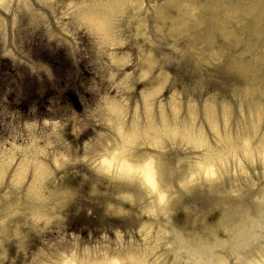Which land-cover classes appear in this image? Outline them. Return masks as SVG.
I'll use <instances>...</instances> for the list:
<instances>
[{"label":"rangeland","instance_id":"obj_1","mask_svg":"<svg viewBox=\"0 0 264 264\" xmlns=\"http://www.w3.org/2000/svg\"><path fill=\"white\" fill-rule=\"evenodd\" d=\"M95 1L0 0V200L15 198L17 208L9 219L19 215L6 233L0 231V264H73L74 252L107 248L112 253L103 251L94 259L131 264L133 248L143 246L147 260L177 264L170 259L182 257V250L152 237L153 221H147L144 233L142 208H107L119 204L116 178L90 171L89 159L102 152L105 141L118 138L121 119L124 126L134 115L140 122L148 113L157 121L160 111L169 119L175 115L189 120L193 130L202 127L210 141L212 133L230 132L236 117L248 114L249 121L264 123L263 105L247 109L244 97L231 92L224 80L200 84L199 72L186 56L159 46L165 39L148 18L150 25L143 30L151 40L142 37L136 11L143 14L146 0H125L112 13L109 33L85 13ZM208 100L215 124L207 119ZM166 139L183 142L179 135ZM179 146L177 168L182 170L193 153L183 143ZM161 150L167 154L170 149L162 143ZM37 160L48 168L46 174L37 173ZM237 161L249 177L250 169L241 158ZM250 162L264 169V155L256 154ZM255 176L251 179L257 184ZM63 180H85L96 190L90 199H57L43 206L48 187Z\"/></svg>","mask_w":264,"mask_h":264},{"label":"bare ground","instance_id":"obj_2","mask_svg":"<svg viewBox=\"0 0 264 264\" xmlns=\"http://www.w3.org/2000/svg\"><path fill=\"white\" fill-rule=\"evenodd\" d=\"M124 4L125 0H96L85 13L109 33L112 13ZM141 10L143 14L136 11V15L141 18L144 39L151 40L143 30L146 23L150 25L145 22L148 18L165 39L159 46L173 47L178 56H186L199 72L200 84L209 87L210 80L222 79L231 92L244 97L247 109L263 105L264 112V0H146ZM210 100L205 103L207 119L215 124ZM189 110L191 114L195 111L192 105ZM160 117L157 121L148 113L140 122L134 115L132 123L124 126L121 119L118 138L103 141L102 152L89 159L91 170L111 173L119 183V204H107V208L120 212L132 209L133 204L142 208L144 233L149 231L147 221H153L152 237L182 250V257L172 256L171 262L264 264V169L261 163L250 162L256 154L264 155V123L259 126L249 121L248 114L236 117L230 132L212 133L210 141L202 127L193 130L189 120H178L175 115L169 119L162 111ZM173 135H179L188 148L184 150L193 153L187 155L182 170L177 168L182 143L166 139ZM162 143L170 149L167 154L161 150ZM236 158L250 169L249 177L239 170ZM35 169L40 175L48 171L38 160ZM250 174L256 175L257 184ZM199 179L200 184L193 183ZM48 188L51 191L42 204L47 207L57 199L60 203L75 197L88 199L96 185L63 180ZM15 203V198L0 200V231L4 233L11 221H18L19 215L9 219L17 208ZM133 249L136 259L131 264H160L144 257L145 246ZM103 251L74 252L77 261L73 264H101L103 260L94 258ZM104 253L112 251L107 248Z\"/></svg>","mask_w":264,"mask_h":264}]
</instances>
